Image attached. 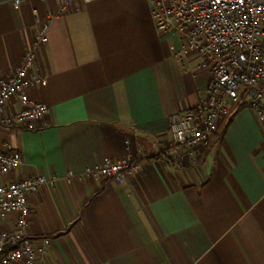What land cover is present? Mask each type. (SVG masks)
<instances>
[{
  "label": "crops",
  "instance_id": "1",
  "mask_svg": "<svg viewBox=\"0 0 264 264\" xmlns=\"http://www.w3.org/2000/svg\"><path fill=\"white\" fill-rule=\"evenodd\" d=\"M33 8L44 17L57 2L0 0V81L33 47ZM182 45L148 0H76L52 23L34 68L48 83L27 89L50 106L45 123L0 128L23 158L1 183L59 177L30 198L28 235L52 240L44 264H264V117L241 104L212 145L174 144L171 116L195 108L211 80ZM19 109L14 100L8 113ZM107 156L141 169L123 183L66 179Z\"/></svg>",
  "mask_w": 264,
  "mask_h": 264
},
{
  "label": "built area",
  "instance_id": "2",
  "mask_svg": "<svg viewBox=\"0 0 264 264\" xmlns=\"http://www.w3.org/2000/svg\"><path fill=\"white\" fill-rule=\"evenodd\" d=\"M24 1L13 3L18 6ZM75 1L56 0L57 9L48 11L44 17L33 8L36 26L33 47L26 50L15 72L0 81V128L17 123L27 129H38L45 123L50 106L33 98L27 89L47 85V76L34 71L37 51L47 44L54 20L66 14ZM148 3L157 28L180 34L182 49L197 51L203 58L197 69L209 67L211 71L207 93L198 105L171 116L174 144L190 154L200 145H212L216 133L241 104L250 105L264 117V0H148ZM14 100L20 103V109L10 114L8 108ZM22 161L21 153L12 144H0V174L18 169ZM140 169V160L133 157L107 156L101 164L88 166L80 174L67 171L66 179L95 176L123 183ZM58 179L56 174H41L0 182V219L14 216L13 228L0 229V264H44L52 240L28 235L30 198Z\"/></svg>",
  "mask_w": 264,
  "mask_h": 264
},
{
  "label": "trees",
  "instance_id": "3",
  "mask_svg": "<svg viewBox=\"0 0 264 264\" xmlns=\"http://www.w3.org/2000/svg\"><path fill=\"white\" fill-rule=\"evenodd\" d=\"M155 156H157V155H155ZM5 251H6V250H5ZM5 251H4V252H5Z\"/></svg>",
  "mask_w": 264,
  "mask_h": 264
}]
</instances>
